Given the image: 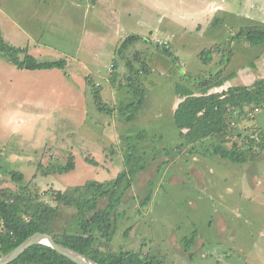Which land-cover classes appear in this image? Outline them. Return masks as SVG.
<instances>
[{"label": "rangeland", "instance_id": "374dc122", "mask_svg": "<svg viewBox=\"0 0 264 264\" xmlns=\"http://www.w3.org/2000/svg\"><path fill=\"white\" fill-rule=\"evenodd\" d=\"M0 7L45 52L30 54L41 61L67 60L65 71L36 73L0 57V91L7 95L8 78L14 77L22 83L18 91L25 85L24 95L29 93L24 104L0 95V189L59 204L70 222L67 231L80 233L77 208L58 203L55 192L114 180L133 165H145L124 191L117 231L102 249L149 252L167 264H264V105L245 107L241 118L229 116L226 146L255 139L244 163L212 153L224 140L220 135L178 148L184 141L174 123L182 101L177 82L198 92L201 77L234 74L210 90L217 92L264 78V43L238 37L242 27H264V0H0ZM134 35L138 39L129 41ZM204 49L213 51L209 62L200 57ZM129 61L135 72L142 61L150 69L133 74L132 84L145 90L133 121L119 112L136 98L128 85ZM80 63L88 75L84 97L75 99L81 100L79 112L66 93ZM94 87L109 112L95 104ZM16 105L35 113V121L5 137L10 130L3 129V113ZM128 151L139 162L127 163ZM71 155L75 168L60 172ZM11 171L22 172L23 181H15ZM105 205L106 199L100 206ZM195 230V242L184 250L182 237Z\"/></svg>", "mask_w": 264, "mask_h": 264}, {"label": "trees", "instance_id": "16d2710c", "mask_svg": "<svg viewBox=\"0 0 264 264\" xmlns=\"http://www.w3.org/2000/svg\"><path fill=\"white\" fill-rule=\"evenodd\" d=\"M238 37L243 38L246 43L258 45L264 43V27L255 25L240 28ZM138 36L128 38L135 41ZM126 43H124V46ZM0 52L3 56L19 69L39 70V69H65L67 60L60 58L57 60L41 61L36 56L29 53L28 48H21L10 44L3 36L0 29ZM22 55L23 57H21ZM213 51L204 49L200 53L203 61L212 60ZM139 55L135 56V59ZM145 60V59H144ZM131 74L128 76L130 83L135 89V101L130 102L125 107L120 108L128 121H133L136 113L142 109L145 100V90L140 84H132L135 81L134 73L150 72L146 67L147 63L142 61L143 67L136 72L133 70V63L129 61ZM221 72L212 73L207 77H201L196 81L199 91L194 88L177 82L176 91L182 101L174 111V123L179 130L182 142L178 148L203 142L209 137L220 135L224 140L212 146V153L234 163L247 162L251 154V146L255 139L244 137L242 146H237L236 142L232 146H226V136L230 133L229 116L241 118L244 108L247 106L264 105V78L255 80L252 85H233L226 90L210 92L215 87H221L232 78L234 74L222 77ZM92 81L89 80V85ZM94 102L100 111L107 110L103 101L100 89H92ZM111 112V109H110ZM134 150V148H133ZM127 163L139 162L136 153L128 151ZM1 156V149H0ZM91 164L97 165L96 160H89ZM1 163V157H0ZM166 164V162H164ZM145 165L129 168L122 171L116 179L100 182L89 180L84 185L75 186L68 191L58 190L54 194L55 200L66 207H76L79 216V224L82 231L80 233H70L67 231L66 220L60 205H52L43 202L33 195L23 193H13L0 189V257L6 255L19 246L25 239L36 232L50 234L56 242L84 254L99 264H167L154 254L142 253L134 250H110L102 249V244L108 246L112 241L119 221L117 206L122 202L124 191L131 186V182L138 169H145ZM75 168L73 155L69 157L68 164L61 168L60 172H69ZM12 178L17 182L24 179L23 173L11 171ZM126 185L123 187V183ZM151 193V192H150ZM106 199V205L100 204ZM150 196L145 202H149ZM65 217V218H64ZM61 221H66L61 230L57 229ZM197 231H193L192 236H184L181 239L183 249L195 242ZM10 264H77L64 255L59 254L52 247L37 244L28 248Z\"/></svg>", "mask_w": 264, "mask_h": 264}, {"label": "crops", "instance_id": "0c3cea01", "mask_svg": "<svg viewBox=\"0 0 264 264\" xmlns=\"http://www.w3.org/2000/svg\"><path fill=\"white\" fill-rule=\"evenodd\" d=\"M45 3H47V2H45ZM0 29L2 30L3 36L6 39V41L9 42L10 44L21 47V48H28L29 52H33V49H34L37 52L35 54L40 55V56L42 53H45L44 50H41L42 49L41 46L34 42L35 40L32 38L29 31L26 32V31L22 30L19 26H17V24L14 22V20L7 13H5L1 7H0ZM4 31H5V33H4ZM20 56L23 57L22 55H20ZM0 57L8 60V58L3 56L1 52H0ZM77 67L78 68H76L71 73V75L73 76L72 79L77 78V79H75L74 84L76 86H78L79 88H77L75 85H71L69 92L66 93V98L69 97L72 100L79 99V96L81 97L80 99H82L84 97V91L86 89V83H87L86 77L88 74L85 73V70H86L85 67L81 63L78 64ZM54 69H57V68L39 69V70L22 69V70L33 71L36 73H43L42 71L47 72V73H56L57 71ZM65 70H66V67H65L64 71ZM7 83L9 85V87H12L11 90L7 93V95L9 97H12L13 99H16L17 100L16 104H24V102L28 101L26 99H29V96H28L29 93L24 95L25 85L22 86V88H21L22 90L20 89V91H18V89L21 87L22 83L15 81L14 77H9ZM1 87H2V85H0V88ZM61 87L64 88L62 85H61ZM0 95L3 98L7 97V95L5 93H3L2 91H0ZM23 99H25V100H23ZM80 102H81V100L79 102L75 100V103L79 104L78 106H76L77 110L79 112L82 111V107H81L82 104H80ZM25 108H26V106L24 107V109ZM29 109H31V108H29ZM34 110H36V108ZM31 116L26 111H23V107L21 105H16L14 108L6 109L3 113V117H4L3 129L7 130L4 128V127H7L10 131H6L4 136L8 137L9 135H12L16 132L25 131L22 128L27 129V127H29V125H31V123H33L35 121L36 114L31 112ZM83 123H85V119H84ZM20 135H25V134L23 132H21Z\"/></svg>", "mask_w": 264, "mask_h": 264}, {"label": "water", "instance_id": "95a60500", "mask_svg": "<svg viewBox=\"0 0 264 264\" xmlns=\"http://www.w3.org/2000/svg\"><path fill=\"white\" fill-rule=\"evenodd\" d=\"M229 54H230V51H229ZM229 54L226 53L225 64L227 63ZM37 244H44V245L50 246L54 250H56L59 254L66 256L67 258L71 259L73 262L77 264H99L92 258L84 254H81L74 249H71L67 246H64L56 242L55 239L50 234L42 233V232L34 233L33 235L25 239L19 246L14 248L12 251L0 257V264H10L14 260H16L19 255L24 253L28 248H30L33 245H37Z\"/></svg>", "mask_w": 264, "mask_h": 264}]
</instances>
